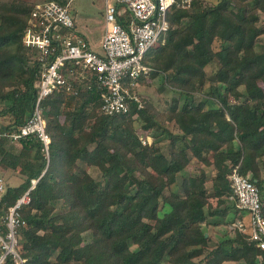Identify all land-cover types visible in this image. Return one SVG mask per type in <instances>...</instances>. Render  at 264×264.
Returning a JSON list of instances; mask_svg holds the SVG:
<instances>
[{"label":"trees","instance_id":"1","mask_svg":"<svg viewBox=\"0 0 264 264\" xmlns=\"http://www.w3.org/2000/svg\"><path fill=\"white\" fill-rule=\"evenodd\" d=\"M37 2L0 0V130H19L38 96L41 64L21 40ZM261 12L264 0L169 7L165 40L144 59L151 67L146 75L161 76L160 90L178 92L165 110L134 87L143 107L131 99L128 112L104 114L95 80L68 77L42 102L49 156L34 134L17 142L0 136L4 229L11 206L37 178L17 209L24 264H264V249L251 233L231 227L245 213L229 177L239 165L264 200ZM147 132L153 139L144 142ZM78 160L100 170V178L81 170ZM16 173L22 181L15 185L9 178ZM211 227L220 231L215 243ZM5 264H14L12 255Z\"/></svg>","mask_w":264,"mask_h":264},{"label":"built area","instance_id":"2","mask_svg":"<svg viewBox=\"0 0 264 264\" xmlns=\"http://www.w3.org/2000/svg\"><path fill=\"white\" fill-rule=\"evenodd\" d=\"M191 1L106 0V25L101 38L103 51L95 50L76 29L69 1L37 2L21 32V40L36 51L41 64L40 77L35 82L38 96L32 113L19 130H0V136L17 142L23 136L34 134L42 140L43 150L49 156L51 135L42 102L54 90L64 87L68 77L73 81L77 78L87 82L95 80L104 114L128 112L131 99L137 101L139 108L143 107L141 96L131 89L151 69L144 59L151 48L165 40L170 28L169 7L173 4L186 6ZM64 68H68V75ZM229 177L237 206L248 215L247 219H236L231 227L249 231L251 238L264 249V200L260 188L249 175L240 171L239 165L231 166ZM36 182L37 178L32 179L31 188ZM30 189L11 206L6 216L8 229L0 225V264H5L8 255H12L14 264H24L26 260L17 249L16 226L19 222L17 209L29 201ZM4 190L5 182L0 177V192Z\"/></svg>","mask_w":264,"mask_h":264},{"label":"rangeland","instance_id":"3","mask_svg":"<svg viewBox=\"0 0 264 264\" xmlns=\"http://www.w3.org/2000/svg\"><path fill=\"white\" fill-rule=\"evenodd\" d=\"M67 1H69L71 11L75 17L77 28L80 31L86 32V34L90 38V41L92 42V45L94 46L96 50L103 51V48L101 45V35L106 25V17H105L106 0H65V2ZM213 1L215 0H210V2H213ZM258 23L264 24V13L262 12L259 13ZM161 82H162L161 76L151 78L149 77V75L148 76L146 75L138 80V84L136 88H137V91L142 96H144L149 101L153 102L157 106V108L161 110H165L169 108L172 97L174 95H178V92L171 90L169 88L160 90ZM0 120L2 119L0 118ZM135 123H136L138 130L140 132H143L140 124L138 123V120L135 121ZM162 144L165 145V142H162ZM77 166L81 170L87 169L85 164H80V165L77 164ZM191 169H193V167H191ZM88 170L91 171V173L95 177L100 178L101 176L100 170L93 168V167L91 168L88 167ZM180 179H181V176H179V181ZM210 188H211V182L209 181L207 183V188H206L207 194H210L209 193ZM212 200L213 202H215L216 199L212 198ZM216 228H219L220 230H224L225 226L220 225V226H217ZM216 228L214 229H212V227L210 228V231L212 234V243L217 242L218 235L220 233L219 229H216ZM227 264H243V262L242 261L241 262L229 261L227 262Z\"/></svg>","mask_w":264,"mask_h":264},{"label":"crops","instance_id":"4","mask_svg":"<svg viewBox=\"0 0 264 264\" xmlns=\"http://www.w3.org/2000/svg\"><path fill=\"white\" fill-rule=\"evenodd\" d=\"M76 29L79 31V32H81L82 34H84L85 35V37L89 40V42H90V44H91V46L94 48V46L92 45V42L90 41V38L88 37V35L86 34V32H84V31H80L78 28H77V26H76ZM103 32H104V30H103ZM102 35H103V33H102ZM102 35H101V38H102ZM95 49V48H94ZM96 50V49H95ZM173 124V122H171V125ZM148 134H147V137H145V138H149V140L151 141L152 139H153V137L150 135V132H147ZM168 141V142H167ZM162 142H165V145H163L162 144ZM160 145H161V147H162V149H163V151L166 153V154H168L169 153V140L168 139H163L161 142H160ZM77 163L80 165V164H85L86 165V167H87V169H88V164L86 163V162H84V161H82V160H78L77 161ZM17 172H18V170H17ZM2 173V172H1ZM7 174V173H6ZM7 176V175H6ZM6 176H1V178L5 181V177ZM9 180L10 181H12L13 182V184H19L21 181H22V178H21V176H19L17 173L15 174V175H13L12 177H10L9 178ZM181 180V179H180ZM211 182V181H210ZM212 190H213V187H212V182H211V188H210V192L209 193H212ZM245 214V218L247 219V217H248V215L246 214V212H244Z\"/></svg>","mask_w":264,"mask_h":264}]
</instances>
